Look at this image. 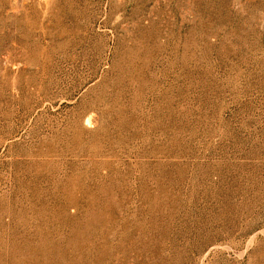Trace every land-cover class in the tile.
Masks as SVG:
<instances>
[{"label": "rangeland", "instance_id": "1", "mask_svg": "<svg viewBox=\"0 0 264 264\" xmlns=\"http://www.w3.org/2000/svg\"><path fill=\"white\" fill-rule=\"evenodd\" d=\"M0 264H264V0H0Z\"/></svg>", "mask_w": 264, "mask_h": 264}]
</instances>
